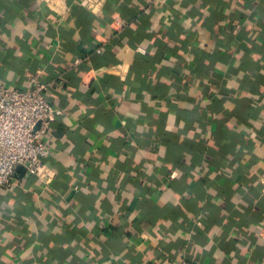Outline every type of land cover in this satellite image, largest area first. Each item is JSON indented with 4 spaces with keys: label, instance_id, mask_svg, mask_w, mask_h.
<instances>
[{
    "label": "crops",
    "instance_id": "crops-1",
    "mask_svg": "<svg viewBox=\"0 0 264 264\" xmlns=\"http://www.w3.org/2000/svg\"><path fill=\"white\" fill-rule=\"evenodd\" d=\"M64 2L0 0V83L64 110L0 264H264V0Z\"/></svg>",
    "mask_w": 264,
    "mask_h": 264
},
{
    "label": "built area",
    "instance_id": "built-area-1",
    "mask_svg": "<svg viewBox=\"0 0 264 264\" xmlns=\"http://www.w3.org/2000/svg\"><path fill=\"white\" fill-rule=\"evenodd\" d=\"M55 11H61L64 0H41ZM91 6L90 1L87 4ZM49 85L30 74V84L24 88L0 83V187L17 184V168L25 167L27 175H41L45 159L52 154L49 133L52 122L64 110L50 101ZM177 264H198L186 258Z\"/></svg>",
    "mask_w": 264,
    "mask_h": 264
},
{
    "label": "trees",
    "instance_id": "trees-1",
    "mask_svg": "<svg viewBox=\"0 0 264 264\" xmlns=\"http://www.w3.org/2000/svg\"><path fill=\"white\" fill-rule=\"evenodd\" d=\"M12 12H14V10L10 9V10H9V13H12ZM0 28H1L2 30L6 29V23H5L1 18H0ZM211 56H213L212 59H213L214 57L217 58V57H218V54H216L215 56H214V54H213V55H211ZM32 71H34V70H32ZM34 72H36V70H35ZM187 169H188V168H187Z\"/></svg>",
    "mask_w": 264,
    "mask_h": 264
},
{
    "label": "water",
    "instance_id": "water-1",
    "mask_svg": "<svg viewBox=\"0 0 264 264\" xmlns=\"http://www.w3.org/2000/svg\"><path fill=\"white\" fill-rule=\"evenodd\" d=\"M17 171L20 172L21 174H24L25 173V167L20 165V166H18Z\"/></svg>",
    "mask_w": 264,
    "mask_h": 264
}]
</instances>
